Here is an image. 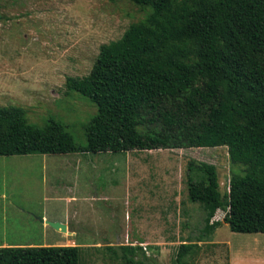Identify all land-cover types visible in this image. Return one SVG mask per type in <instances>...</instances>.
I'll list each match as a JSON object with an SVG mask.
<instances>
[{"label":"trees","instance_id":"trees-1","mask_svg":"<svg viewBox=\"0 0 264 264\" xmlns=\"http://www.w3.org/2000/svg\"><path fill=\"white\" fill-rule=\"evenodd\" d=\"M147 11L100 47L88 75L67 88L96 108L79 146L63 123L40 129L19 107H0V156L126 153L226 147L228 192L216 167L190 162L187 191L203 212L195 242L172 264H191L199 242L225 223L264 234V0H128ZM1 19V18H0ZM222 221H212L216 212ZM122 264L149 260L139 246L104 247ZM79 246L0 248V264H81ZM139 256L141 258H139Z\"/></svg>","mask_w":264,"mask_h":264},{"label":"rangeland","instance_id":"rangeland-1","mask_svg":"<svg viewBox=\"0 0 264 264\" xmlns=\"http://www.w3.org/2000/svg\"><path fill=\"white\" fill-rule=\"evenodd\" d=\"M146 15L147 11L128 0H0V107L22 108L27 121L40 129L50 119L59 121L76 144L84 146V126L96 108L68 90L67 78L88 75L100 47L119 40L131 24ZM76 155L46 157L58 162ZM190 162L214 165L222 193L229 190L231 171L241 168L231 164L226 147L101 153L88 156L79 171L67 172L69 177L63 178L56 165L54 180L59 189L55 190L65 189L70 183L69 189L75 192L105 195L110 200L96 201L87 215L123 227L129 242L132 236L147 239L150 244L142 247L149 257L145 264H172L178 245L195 242L203 227L202 208L187 199ZM28 185L36 183L30 179ZM37 185L41 188V180ZM127 192L136 197L130 205L112 199L115 195L122 198ZM159 195L164 197V216L158 214V205L154 206ZM55 204L52 206L57 207ZM99 210L103 211L101 215ZM224 215L218 210L213 220L222 221ZM82 225L94 224L88 221ZM88 227L78 232V238L86 244L110 234L89 231L92 227ZM52 235L51 231L48 238L30 237H37L33 240L37 244H66L54 241ZM198 244L201 250L191 264H264L262 233H235L222 223ZM81 264L122 262L104 247H87L82 248Z\"/></svg>","mask_w":264,"mask_h":264},{"label":"crops","instance_id":"crops-1","mask_svg":"<svg viewBox=\"0 0 264 264\" xmlns=\"http://www.w3.org/2000/svg\"><path fill=\"white\" fill-rule=\"evenodd\" d=\"M75 154H77L76 158L63 159L58 162H54L53 160L48 161L47 155L38 154L0 156V248L54 246L45 243L37 244L38 242L33 241L37 237L34 239L30 237V235L35 234V236L40 235L42 238H48L51 231L53 232V240H58V242L63 241L66 243L64 246L99 248L106 246L139 245L145 249L146 244H150L145 238H134L133 236L129 242L124 234L125 230H123V227H117L113 222L105 221L103 223L99 217L93 220L87 215L88 209H94L96 207V201L110 200L105 195H98L93 192H75L69 189L71 188L69 186L71 185L70 183L65 186V189L55 190L59 189L58 184L54 180L56 165H58L63 178L66 175L69 177L68 173H75L81 169L84 159L90 155H96L88 153ZM128 163L129 161L127 160ZM8 177L10 178L8 179ZM30 179L34 180L36 183L35 186L28 185ZM40 180L41 188H37ZM112 199L114 202L123 200L124 205L127 206L130 205L131 200L135 201L136 197L135 195H131L130 192H127L122 198L115 195ZM187 199L190 203L198 204L189 200L188 191ZM157 200L158 202L154 203V206L156 207L158 205V208L161 209L158 214L164 216L166 207L161 204V200L164 201V197L159 195ZM55 203L58 204L57 207L52 206L56 205ZM151 205L149 203L147 206L150 207ZM111 207L108 206L107 208ZM98 212L101 215L103 211L99 210ZM39 217L44 220L65 224L67 232L61 233L53 230L49 226L40 223L37 219ZM88 221L94 224L89 226L92 228H89L88 225H82L88 223ZM212 221L217 220L212 219ZM164 223L165 220H162V224ZM83 227L86 229L88 227L89 231L94 230L95 232L110 234L103 236L101 240L92 239V241H95L93 244H86L78 238V232L84 230ZM214 244H217V242H214ZM199 247V250H201V245Z\"/></svg>","mask_w":264,"mask_h":264},{"label":"water","instance_id":"water-1","mask_svg":"<svg viewBox=\"0 0 264 264\" xmlns=\"http://www.w3.org/2000/svg\"><path fill=\"white\" fill-rule=\"evenodd\" d=\"M38 221L42 224H45L47 226H49L50 228H52L55 231L61 232V233H66L67 232V227L65 224L60 223V222H53V221H49V220H44L43 218H37Z\"/></svg>","mask_w":264,"mask_h":264}]
</instances>
